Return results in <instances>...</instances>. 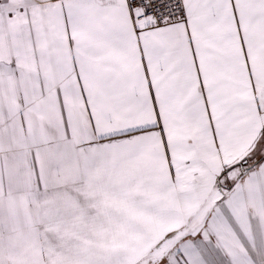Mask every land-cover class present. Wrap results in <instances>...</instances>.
<instances>
[{"label":"snow or ice","instance_id":"6c2138e0","mask_svg":"<svg viewBox=\"0 0 264 264\" xmlns=\"http://www.w3.org/2000/svg\"><path fill=\"white\" fill-rule=\"evenodd\" d=\"M0 264H264V0H0Z\"/></svg>","mask_w":264,"mask_h":264}]
</instances>
